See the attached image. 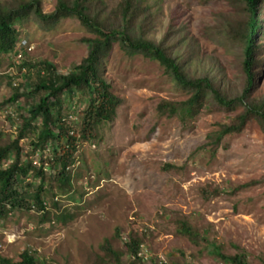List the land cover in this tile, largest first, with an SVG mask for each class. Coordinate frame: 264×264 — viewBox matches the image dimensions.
Masks as SVG:
<instances>
[{
	"label": "rangeland",
	"instance_id": "rangeland-1",
	"mask_svg": "<svg viewBox=\"0 0 264 264\" xmlns=\"http://www.w3.org/2000/svg\"><path fill=\"white\" fill-rule=\"evenodd\" d=\"M91 1L100 20L122 23L118 8L123 0ZM138 1L134 22L147 38L163 42L179 59L183 56L192 76L223 80L234 96L242 92L241 47L219 41L226 31L224 22L244 16L242 6L235 7L229 0ZM19 2L0 0L7 7ZM57 3L41 0L40 5L45 13H52ZM261 17L264 20V6ZM16 30L25 48L32 49L20 64L13 54L0 60V103L36 78L35 69L23 68L24 63L47 61L57 72L67 74L88 55L85 39L95 36L73 17L46 31L31 15L18 22ZM257 58L254 95L259 97L264 95V37L258 42ZM103 70L112 92L122 100L115 120L101 124L97 138L80 141L71 168L72 194L55 191L57 207L51 206V195L45 197L47 208L56 213L68 210L74 217L63 223L53 218L42 223L37 208L16 212L0 221V256L16 261L30 249L46 264H118L102 248L108 239L120 253L121 263L130 264L133 257L126 242L138 238L140 264H234L219 257L217 250L231 256L245 252L250 264H264V132L260 124L251 120L242 132L227 135L212 154L208 136L220 124L230 123L241 108L224 112L204 105L187 119L161 114L158 106L163 100L183 102L189 94L166 75L158 61L130 57L118 44ZM79 96L73 100L67 96L63 103L72 121L88 99L80 102ZM20 107H29L24 98L0 110V145L17 138L22 127ZM10 112L15 116L9 118ZM30 140L25 137L20 144L25 155L38 163ZM27 181L38 183L34 177ZM205 187L216 188L220 194L206 199ZM180 221L189 222L206 241L191 242L179 231Z\"/></svg>",
	"mask_w": 264,
	"mask_h": 264
},
{
	"label": "trees",
	"instance_id": "trees-1",
	"mask_svg": "<svg viewBox=\"0 0 264 264\" xmlns=\"http://www.w3.org/2000/svg\"><path fill=\"white\" fill-rule=\"evenodd\" d=\"M229 1L235 7L242 6L244 12L242 19L224 22L226 31L219 37L220 42L237 43L241 47L240 65L244 83L242 92L235 96L230 93L223 80H216L209 75L192 76L186 69L188 62L183 60V56L181 60L163 42L158 44L147 38L143 28L134 22L140 8L138 0H123L120 3L118 11L121 12V24H106L100 20L92 10L91 0H58L52 13L42 10L41 0H21L13 7L0 4V60L14 52L20 40L16 25L31 15L46 31L54 29L62 19L77 18L87 31L95 35L85 39L90 47L88 55L67 74L57 72L47 61L37 65L24 63L23 68L35 69L36 78L30 79L22 91H16L7 101L0 103V109L7 104H15L21 98L29 104L28 108H19L22 127L17 138L9 144L0 145V221L10 218L16 212H30L34 208L40 210L42 223H47L52 218L63 223L74 217L68 210L56 213L47 208L45 197L51 195V206L57 207L55 191L62 195L72 194L74 185L71 168L76 163L80 141L97 138L99 126L115 120L122 100L112 92L111 84L104 77L103 68L116 44L130 57L142 55L158 61L166 75L189 94L183 102L163 100L158 106L161 114L170 117L179 114L182 119H187L193 117L204 105L224 112L242 109L230 123L220 124L219 129L208 136L212 154L216 153L227 135L242 132L251 120H256L264 132V95H254L258 42L264 37V20L261 17L264 0ZM78 94L80 102L83 97L88 99L84 109L79 110L78 119L72 121L70 114L63 110V103L65 97L73 100ZM8 117L12 118L10 115ZM32 133L34 137L30 136ZM25 137H31L29 143L33 148L32 154L39 156L38 163L29 154L25 155L20 144ZM6 159L9 163L3 166ZM30 177L38 180L37 185L27 181ZM253 183L255 182L251 184ZM249 185L247 183L241 187ZM219 194L220 191L216 188L202 189V195L206 199ZM179 231L196 245L206 241L187 221H180ZM141 246L142 242L138 238H130L126 242L127 251L133 257L130 264L143 262L140 256ZM102 248L118 264H122L120 253L111 247L108 239ZM215 253L230 263L250 264L245 252L233 256L219 250ZM0 264L46 262L27 249L16 261L0 256Z\"/></svg>",
	"mask_w": 264,
	"mask_h": 264
},
{
	"label": "built area",
	"instance_id": "built-area-1",
	"mask_svg": "<svg viewBox=\"0 0 264 264\" xmlns=\"http://www.w3.org/2000/svg\"><path fill=\"white\" fill-rule=\"evenodd\" d=\"M20 44H21V45H20ZM25 44H26V43L24 42V40H19L17 47L15 48L14 52L12 53V54H13L14 61H15V63H17V64H20V63H21V61H22V59H23V57H24V55H25V52H27V51H29V50L32 49L30 46H28L27 48H25V46H26ZM12 54H11V55H12ZM2 74H3V73L0 71V75H2ZM13 85L17 87V86H18V80H17V81H14V82H13ZM0 110H2V109H0ZM0 112H1V111H0ZM9 115L12 116V117L15 116L13 112H10ZM9 115H8V116H9ZM4 116L7 117V115H4ZM8 163H9V160H7V159L4 160V162H3V166H7ZM11 236H13V237L15 238V237H16V234H13V235H11Z\"/></svg>",
	"mask_w": 264,
	"mask_h": 264
},
{
	"label": "clouds",
	"instance_id": "clouds-1",
	"mask_svg": "<svg viewBox=\"0 0 264 264\" xmlns=\"http://www.w3.org/2000/svg\"><path fill=\"white\" fill-rule=\"evenodd\" d=\"M142 255V252L140 253V256Z\"/></svg>",
	"mask_w": 264,
	"mask_h": 264
}]
</instances>
